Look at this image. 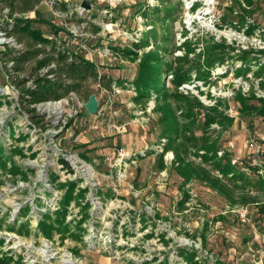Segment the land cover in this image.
Here are the masks:
<instances>
[{
  "label": "rangeland",
  "instance_id": "obj_1",
  "mask_svg": "<svg viewBox=\"0 0 264 264\" xmlns=\"http://www.w3.org/2000/svg\"><path fill=\"white\" fill-rule=\"evenodd\" d=\"M82 1L43 0L29 16L36 25L52 24V4L76 5L78 15H88L101 27L98 35L80 39V44L89 47L80 50V55L91 50L89 57L98 71L129 85L136 76L137 62L115 56L104 58L96 50L129 46L136 35L142 37L144 31L156 27L138 14L142 7L157 5L156 0H87L92 5L88 12L79 8ZM236 1L243 0H171L167 7L174 13V22L167 24L172 57L183 54L177 47L184 43L194 50L187 58L191 65L185 68L189 69L190 83L177 90L185 100L168 102L171 116L179 128H187L189 140L181 134L173 149H167L164 106L159 113L153 110L152 100L133 102V91L127 87L117 86L103 94L95 87L102 107L98 130H86L89 115L82 110L74 129L54 138L62 151L35 139L24 148L25 158H13L27 176L25 180L0 178V264H187L181 251L189 249L202 257L204 264H264V218L257 211V203L250 202L264 201V192L257 186L258 177L264 180V172H245L254 186L239 180L228 183L212 164L204 162L202 148L207 140L216 142L217 156L228 153L230 161H241L235 167L244 170L243 164L253 156L248 154L246 143L250 138H264V118H241L239 105L233 100L235 92L257 97L258 79L253 71L258 64L252 62L249 72L236 75L242 65L237 57L240 49L264 48V0H253L258 8L243 20L237 17L242 12ZM72 15L62 18L60 27L66 33L72 25L85 31V24H77ZM252 22L257 28L247 35V25ZM222 39L235 51L225 58L223 66L209 70L208 79L198 80L197 70H207L202 54L205 45ZM250 57L264 61V54ZM2 78L0 63V144L8 154L11 146L6 142V131L13 138L27 120L13 106L11 90L5 88ZM166 85L171 87L168 79ZM197 102L203 107L218 103V111L232 118V123L222 120L223 125L214 122L206 126L207 112L198 108ZM113 126H121L124 131L118 133ZM191 133L199 140H193ZM118 149L126 151L125 160L113 167L105 164V157ZM69 155L74 156L71 160L75 165L67 160ZM260 157L264 160V155ZM83 164L90 168L91 185L83 181L87 176ZM53 175L58 177L52 180ZM200 175L221 180L229 190L224 195L213 190L199 179ZM70 183H74V190L67 198ZM243 210L245 222L239 216ZM46 227L50 229L48 234Z\"/></svg>",
  "mask_w": 264,
  "mask_h": 264
},
{
  "label": "trees",
  "instance_id": "obj_2",
  "mask_svg": "<svg viewBox=\"0 0 264 264\" xmlns=\"http://www.w3.org/2000/svg\"><path fill=\"white\" fill-rule=\"evenodd\" d=\"M42 1L1 0V6L9 10L10 19L4 20L0 24V29L7 37H11L17 44L21 45V48L16 49L5 46L4 50L0 52V63L6 72L9 84L17 91L18 107L21 113L28 114L35 121L34 105L57 101L71 93L75 94L81 101L86 102L90 95L96 94L94 91L96 86H99L107 93L112 92L117 86L121 88L127 87L133 91V102L143 104L152 100L155 104L153 109L155 112L162 113L163 106L166 109L162 120L167 123L163 133V136L168 139L167 149H173L176 137L181 134L185 139L189 140L186 133L187 128L185 130L179 128L177 121L171 116L169 111V106L171 105L168 102L171 100L172 103H177L180 99L185 100V98L177 94V90L178 87L190 83L189 69L185 68L191 65L187 58L194 50L190 49L189 43H184L177 47V49L183 50V54L179 57H172L174 51L169 48L172 36L168 33L169 28L167 26V24L174 22V13L167 8L171 4V0H156L157 5H147L139 9L138 14L143 21L145 23L149 22L156 27L151 28L148 32L144 31L142 37H137L138 35H136V40L129 46L107 47L112 55L118 59L137 62L136 76L129 85H125L127 83H123V81H114L107 73L98 71L97 65L86 59L84 55H80V52L74 54L60 45L56 36L61 31H65L63 27H56L51 23L36 25L37 22L28 17H13L14 14L22 15L36 11ZM235 3H237L240 12H242V14L237 16L240 20H243L246 15H253L258 8L257 2L253 0L236 1ZM52 8L62 12L71 11L73 13L72 16L76 17V23L85 24L84 30L91 35L95 36L101 32V27L93 24L92 19H89L88 15H78L76 5L71 7L65 3H54ZM230 12L233 13V10ZM42 26H45V31L42 30ZM247 26V35L252 34L257 28L254 22L248 23ZM234 51L235 48L232 45H225L224 39L220 42L211 41L205 45L202 54L205 56L207 70L206 72L201 71V69L197 70V79H208L210 77L209 70L215 66H223L225 58ZM239 52L240 55L237 58L242 65L236 71V75H245L249 72L252 62L258 64L257 69L253 71V76L258 79L259 90L264 91V61L259 62L256 57H250L254 53L264 54V50L256 51L248 48L240 49ZM196 57H201V54L196 55ZM9 62H12L10 68L7 67ZM167 79L171 87L166 85ZM170 88L174 92L170 93ZM233 100L239 105L238 112L241 118L244 119L251 116L264 118V98L246 97L240 92H235ZM251 100L255 101V103H250ZM187 103L189 108H193L191 103ZM196 106L206 110V126L214 122L223 125L222 120L228 124L232 123V118L218 111V103L215 106L203 107L197 102ZM189 136L193 140H199L194 133L189 134ZM27 138L28 136L23 133L14 132L13 138L10 137L11 147L8 149V154L7 149L0 144V168H2L0 178L15 176L22 180L26 179V171L21 170L13 158L23 159L26 157L23 147H19L18 144L25 142ZM202 144L206 154L204 162L212 164V168L228 183L235 184L239 180L254 186L250 179H246L245 172H253L257 175L264 172V160H261L262 157L259 158L258 169L252 168L245 163L246 169L241 170L235 167L237 165H231L228 153L225 152L221 158L217 156L218 148L216 147V142L207 140ZM207 155L209 157H206ZM58 160L61 162L62 159L59 157ZM184 176L189 178L187 175ZM55 177L57 175H53L50 178L54 180ZM199 179H204L210 188L223 195L229 190L219 179H211L209 176L202 177L201 175ZM258 179L257 186L264 192V180L259 177ZM68 189L67 198L73 195L74 183H70ZM67 198L65 201H67ZM250 202L257 203V211L264 218V201L259 203L255 199H251ZM56 218L59 221L60 215H57ZM48 230H50L49 227H46V234H48ZM195 254L196 252L190 249L181 251V255L184 256L182 258L184 261L186 259L185 262L187 264H204V259L197 257V255L195 256Z\"/></svg>",
  "mask_w": 264,
  "mask_h": 264
},
{
  "label": "built area",
  "instance_id": "obj_3",
  "mask_svg": "<svg viewBox=\"0 0 264 264\" xmlns=\"http://www.w3.org/2000/svg\"><path fill=\"white\" fill-rule=\"evenodd\" d=\"M42 2H41V4H42ZM31 13L34 14V11L27 13V14H22V15L14 14L13 17L14 18L15 17H18V18L28 17L29 19H31L32 17L29 16ZM51 13H52V18H53V20L51 22L56 27L62 26V23H61L62 18H64V17L67 18L69 15L73 14L72 12L68 13V12H62V11H58V10H54V9ZM9 19H10L9 10H8V8H4L1 6V0H0V24L4 20H9ZM56 20H60V22L58 23ZM62 21H63V19H62ZM59 24H61V25H59ZM77 27H79V26H77ZM66 30H68V29H66ZM68 31H69V33H66L65 31H61L56 36V39L60 43V45L69 49L74 54L79 53L80 50H82V49L83 50L89 49V47H86L83 44H80V39L82 37L83 38H89V37L91 38L93 35L91 36V34L85 32V31L79 30L78 28H76L73 25L70 26V29ZM262 32H264V31H262ZM5 46L13 47L16 49L21 48V45L17 44L11 37H7L5 35V33L0 29V47L2 48V51L4 50ZM70 47H73V49H71ZM244 49H248V48H244ZM260 49H264V48H260ZM255 50H257V49H255ZM96 51L101 57L113 56L110 49H108L107 47H103L102 49L96 50ZM11 66H12V62H9L7 64V67L10 68ZM2 74H3L2 79H4V81L6 82L5 88L8 87V89L11 90L12 99L14 101V102H12L14 104L13 106H16L18 113H21L20 109L18 107L17 91L11 84H9L6 72H5L3 67H2ZM0 82H1V80H0ZM257 85H258V80H257ZM96 89L101 94H103L105 92L99 86H96ZM2 91H3V89L0 90V94H2ZM256 96L258 98H264V91L257 89L256 90ZM84 104H85V102L81 101L75 94L71 93L67 97L60 99V100H57V101H48V102H44V103L34 105L33 109H34V114L36 115L35 121L33 118H30L28 114L21 113V115H23L26 118L27 122H26V124L23 125V127H20L15 132L16 133H23L24 135H27L28 138L26 139L25 142L19 143L18 144L19 147H23V150H24V148H28L32 144V142L36 139L37 142H39V143H43L45 145H51V147H56V149L58 151H62L54 143V138H56V139L62 138V136L64 134V130L67 132L69 130L71 131L74 129L75 122H76L78 116L80 115L82 110H85ZM101 110H102V107L98 106L97 114H95L93 116L89 115V118H88L89 120L87 121L88 125L86 126V128H87L86 130L88 132L91 130L94 131V130L99 129L97 118L101 115ZM71 122H73V123H71ZM82 123H83V121H82ZM113 128L118 133L124 131V128L121 126H113ZM6 132L8 133V131H6ZM7 133L5 135L6 142H8V146H11L10 136H9V133L8 134ZM246 149L248 150V154L251 153L253 155L252 157H250L247 160V165H249V166L250 165H252V166L259 165L260 155L261 156L264 155V140L256 139V138H250L248 140V142L246 143ZM126 155L127 154H126V151L124 149L115 150L110 156L105 157L106 161H104V163L107 164L108 166H111V167L117 166L118 164H120L119 162H121L122 160H125ZM219 155H221V153H219ZM67 156L68 155H66V157ZM73 158H74L73 155H69V158H67V160L70 161L73 165H75L76 161L73 162L71 160ZM56 162H57V166H58L59 165L58 161H56ZM231 163L233 165H236V164L239 165V164H241V161L232 160ZM243 165L245 166V164H243ZM82 169H83L85 175L87 174V176L83 177V181L86 184L91 185V183L89 181H90V176L92 174H91L89 166L86 164H83ZM70 177H73V175L72 176L70 175ZM70 180H72V179L70 178ZM79 185H81V184H79ZM239 216H240L241 221L245 222V220H247L246 212H244V210L242 213H240Z\"/></svg>",
  "mask_w": 264,
  "mask_h": 264
},
{
  "label": "water",
  "instance_id": "obj_4",
  "mask_svg": "<svg viewBox=\"0 0 264 264\" xmlns=\"http://www.w3.org/2000/svg\"><path fill=\"white\" fill-rule=\"evenodd\" d=\"M79 8L88 12L92 10V5L89 1L84 0L80 3ZM98 106H99V102L95 94L90 95V97L84 104L85 111L90 116L97 114Z\"/></svg>",
  "mask_w": 264,
  "mask_h": 264
},
{
  "label": "crops",
  "instance_id": "obj_5",
  "mask_svg": "<svg viewBox=\"0 0 264 264\" xmlns=\"http://www.w3.org/2000/svg\"><path fill=\"white\" fill-rule=\"evenodd\" d=\"M40 5H41V4H40ZM42 30L45 31V28H44L43 26H42ZM87 51H88V52H87V54L85 53V56H84V57H85L86 59H88V60H90V61L93 62V60L89 57V56H91V53H92L91 50H87ZM99 56H100V55H99ZM104 58H106V57H104ZM104 58H103V59H104ZM94 64H95V63H94ZM108 74H109V73H108Z\"/></svg>",
  "mask_w": 264,
  "mask_h": 264
}]
</instances>
